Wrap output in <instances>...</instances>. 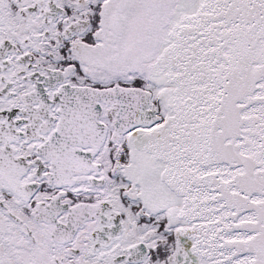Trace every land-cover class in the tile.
I'll return each mask as SVG.
<instances>
[{"label":"snow or ice","instance_id":"snow-or-ice-1","mask_svg":"<svg viewBox=\"0 0 264 264\" xmlns=\"http://www.w3.org/2000/svg\"><path fill=\"white\" fill-rule=\"evenodd\" d=\"M0 264H264V0H0Z\"/></svg>","mask_w":264,"mask_h":264}]
</instances>
